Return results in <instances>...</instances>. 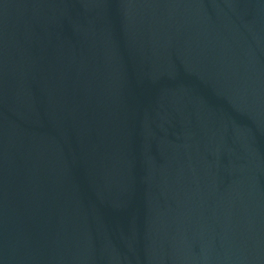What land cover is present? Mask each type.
Listing matches in <instances>:
<instances>
[{"label":"water","instance_id":"95a60500","mask_svg":"<svg viewBox=\"0 0 264 264\" xmlns=\"http://www.w3.org/2000/svg\"><path fill=\"white\" fill-rule=\"evenodd\" d=\"M0 264H264V0H0Z\"/></svg>","mask_w":264,"mask_h":264}]
</instances>
